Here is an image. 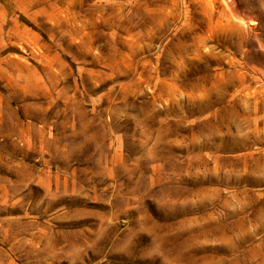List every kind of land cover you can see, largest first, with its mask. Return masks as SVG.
<instances>
[{
  "label": "rangeland",
  "instance_id": "1",
  "mask_svg": "<svg viewBox=\"0 0 264 264\" xmlns=\"http://www.w3.org/2000/svg\"><path fill=\"white\" fill-rule=\"evenodd\" d=\"M0 264H264V0H0Z\"/></svg>",
  "mask_w": 264,
  "mask_h": 264
}]
</instances>
